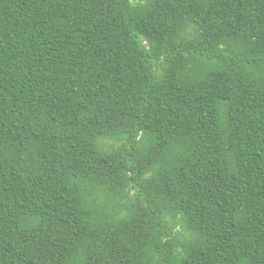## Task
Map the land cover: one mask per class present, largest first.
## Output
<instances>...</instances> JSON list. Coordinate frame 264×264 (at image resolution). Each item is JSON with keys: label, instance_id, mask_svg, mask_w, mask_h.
<instances>
[{"label": "trees", "instance_id": "16d2710c", "mask_svg": "<svg viewBox=\"0 0 264 264\" xmlns=\"http://www.w3.org/2000/svg\"><path fill=\"white\" fill-rule=\"evenodd\" d=\"M0 264H264V0H0Z\"/></svg>", "mask_w": 264, "mask_h": 264}]
</instances>
